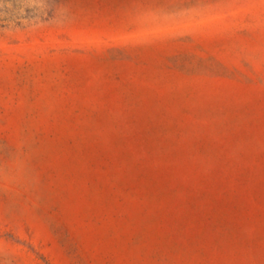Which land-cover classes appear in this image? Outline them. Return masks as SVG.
<instances>
[{
	"label": "rangeland",
	"instance_id": "rangeland-1",
	"mask_svg": "<svg viewBox=\"0 0 264 264\" xmlns=\"http://www.w3.org/2000/svg\"><path fill=\"white\" fill-rule=\"evenodd\" d=\"M0 264H264V0H0Z\"/></svg>",
	"mask_w": 264,
	"mask_h": 264
}]
</instances>
